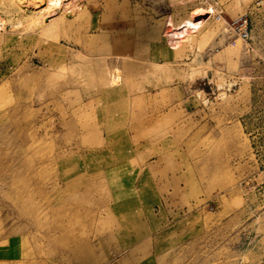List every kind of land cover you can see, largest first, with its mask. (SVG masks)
Wrapping results in <instances>:
<instances>
[{
    "label": "rangeland",
    "instance_id": "rangeland-1",
    "mask_svg": "<svg viewBox=\"0 0 264 264\" xmlns=\"http://www.w3.org/2000/svg\"><path fill=\"white\" fill-rule=\"evenodd\" d=\"M36 4L0 0V264H264V0Z\"/></svg>",
    "mask_w": 264,
    "mask_h": 264
},
{
    "label": "built area",
    "instance_id": "built-area-1",
    "mask_svg": "<svg viewBox=\"0 0 264 264\" xmlns=\"http://www.w3.org/2000/svg\"><path fill=\"white\" fill-rule=\"evenodd\" d=\"M221 11H217L213 14V19L215 21H220L223 17L221 15ZM228 27L230 30L241 40H247L249 38V27H248V21L245 16H239L235 19H231L229 22H227ZM234 43V41H232ZM256 161L259 164L258 168H262L259 170L258 174L264 176V147L261 148L260 151L256 152ZM264 182L261 181L260 184ZM256 183V182H255ZM258 184L256 183L255 186Z\"/></svg>",
    "mask_w": 264,
    "mask_h": 264
},
{
    "label": "bare ground",
    "instance_id": "bare-ground-1",
    "mask_svg": "<svg viewBox=\"0 0 264 264\" xmlns=\"http://www.w3.org/2000/svg\"><path fill=\"white\" fill-rule=\"evenodd\" d=\"M80 1L81 0H37L36 7L40 8V20L42 22H50L58 14L57 12H59H55L56 9L60 10L59 13L73 10L79 11L81 9V7L78 6Z\"/></svg>",
    "mask_w": 264,
    "mask_h": 264
}]
</instances>
